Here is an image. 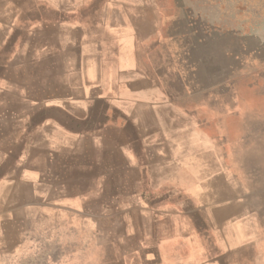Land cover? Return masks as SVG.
I'll use <instances>...</instances> for the list:
<instances>
[{
  "label": "crops",
  "instance_id": "1",
  "mask_svg": "<svg viewBox=\"0 0 264 264\" xmlns=\"http://www.w3.org/2000/svg\"><path fill=\"white\" fill-rule=\"evenodd\" d=\"M163 16L0 0V264H264V175L164 54Z\"/></svg>",
  "mask_w": 264,
  "mask_h": 264
},
{
  "label": "rangeland",
  "instance_id": "2",
  "mask_svg": "<svg viewBox=\"0 0 264 264\" xmlns=\"http://www.w3.org/2000/svg\"><path fill=\"white\" fill-rule=\"evenodd\" d=\"M162 3L164 54L193 88L212 84L218 133L240 164L264 175V0Z\"/></svg>",
  "mask_w": 264,
  "mask_h": 264
},
{
  "label": "bare ground",
  "instance_id": "3",
  "mask_svg": "<svg viewBox=\"0 0 264 264\" xmlns=\"http://www.w3.org/2000/svg\"><path fill=\"white\" fill-rule=\"evenodd\" d=\"M185 2V1H184ZM145 24V23H144ZM124 29V28H123ZM120 31V30H119ZM147 32V31H146ZM124 35V34H123Z\"/></svg>",
  "mask_w": 264,
  "mask_h": 264
}]
</instances>
